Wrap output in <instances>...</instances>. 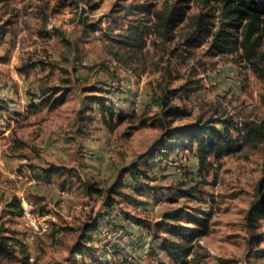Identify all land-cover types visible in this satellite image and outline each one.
Here are the masks:
<instances>
[{
	"label": "rangeland",
	"instance_id": "374dc122",
	"mask_svg": "<svg viewBox=\"0 0 264 264\" xmlns=\"http://www.w3.org/2000/svg\"><path fill=\"white\" fill-rule=\"evenodd\" d=\"M176 2L186 6L172 34L156 28L150 11L137 9ZM72 7L93 28L67 19ZM203 7L210 8L201 0H0V240L11 237L0 264H177L153 233L163 212L178 206L186 211L182 220L206 218L188 264H264V216H256L255 226L247 219L264 142L249 144L240 130L244 120L264 126V74L234 53L212 52L209 38L185 42L191 16ZM140 21L151 28L136 46L125 40ZM168 88L179 89L169 100L187 111L171 125L231 118L237 149L204 164L195 150L181 147L140 158L160 144L163 129L150 115L154 97ZM99 95L113 107L108 121L96 103L84 113ZM133 161L146 177L121 175ZM49 163L61 165V174L44 176L40 167ZM119 177L122 184L108 196ZM13 197L19 214L7 206ZM24 201L36 225L24 216ZM91 218L100 230L86 242L83 223Z\"/></svg>",
	"mask_w": 264,
	"mask_h": 264
},
{
	"label": "trees",
	"instance_id": "16d2710c",
	"mask_svg": "<svg viewBox=\"0 0 264 264\" xmlns=\"http://www.w3.org/2000/svg\"><path fill=\"white\" fill-rule=\"evenodd\" d=\"M187 1V0H184ZM208 7H203L200 11L191 16L189 28L184 33V40L189 46H196L209 38V49L214 53H234L236 61L243 60L259 75L264 74V0H201ZM212 4V5H210ZM186 4H178L172 6L164 5L161 8L149 9L148 4H141L137 8L139 12L150 11L154 16V25L162 33L172 32V29L184 19ZM70 17L67 19L77 18L84 27L93 28L92 23H87L84 16H81L76 7L70 9ZM151 28V25L138 22L134 29L129 32L132 35L126 42H131L136 46H140L141 36ZM48 89L43 90L47 92ZM178 88L165 89L154 97V105L156 111L150 115L151 124H158L163 129L160 138V144L157 149L141 153L140 158L147 156L150 159L156 157V151L161 152L165 156L169 151L176 147L188 150H195V154L202 164L206 162V158L210 155L219 157L228 154L237 149L235 141L232 138L230 127L233 126L231 118L220 121L221 125H217L212 116L203 118L198 116L194 121L182 124L171 125V121L187 115V111L179 107V105L171 103L170 95H175ZM49 93L45 100L52 96ZM92 97L86 102L84 113L90 112L91 104L98 105L100 116H104L105 121L112 116L113 107L105 105L104 97ZM264 103V95L262 96ZM33 109L36 103L30 102ZM90 114V113H89ZM91 115V114H90ZM122 116H118L121 120ZM85 118L81 119L84 123ZM242 136L249 144L256 145L264 142V126L262 122L254 120H244L241 123ZM144 167H147L144 165ZM62 166L55 163H49L47 166L40 167L44 176L52 173L61 174ZM127 172L134 180H140L141 176H147L146 168H141L135 161L129 163L121 169V175ZM122 184V178L119 177L107 189L108 196L112 195L116 187ZM88 190L98 192L93 183H86ZM107 204L111 206V197L107 198ZM7 206L15 210L18 214L21 211L19 200L13 197L7 202ZM185 208L178 206L166 210L162 214L163 223L156 225V231L153 237L160 238L159 246L163 249L174 262L177 264H188V254H193V239L205 230V217H197L198 215L182 220ZM256 216H264V168L262 176L257 187V198L253 201L247 210V219L250 226H255L254 219ZM161 228L162 231H161ZM100 223L96 218H91L83 223V233L86 234L85 241L92 240V234L98 233ZM161 234H160V233ZM257 235L255 232L254 236ZM11 237H4L0 240V256H8L10 254ZM84 243V242H83ZM85 244V243H84ZM84 244L77 247L79 253L83 252ZM88 253L92 251V246L85 248ZM220 263H228V259L219 258Z\"/></svg>",
	"mask_w": 264,
	"mask_h": 264
},
{
	"label": "built area",
	"instance_id": "2783aa9c",
	"mask_svg": "<svg viewBox=\"0 0 264 264\" xmlns=\"http://www.w3.org/2000/svg\"><path fill=\"white\" fill-rule=\"evenodd\" d=\"M48 183L50 185L53 184V182L51 180ZM23 213H24V216L26 217V219L29 221L30 224L36 225L34 223V218L32 217V213L30 211L29 204H27L25 201H24ZM197 241L200 242V243H202V239H197Z\"/></svg>",
	"mask_w": 264,
	"mask_h": 264
},
{
	"label": "crops",
	"instance_id": "0c3cea01",
	"mask_svg": "<svg viewBox=\"0 0 264 264\" xmlns=\"http://www.w3.org/2000/svg\"><path fill=\"white\" fill-rule=\"evenodd\" d=\"M134 231H135V229H134Z\"/></svg>",
	"mask_w": 264,
	"mask_h": 264
}]
</instances>
